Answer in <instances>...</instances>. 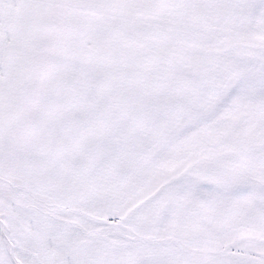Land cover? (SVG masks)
Segmentation results:
<instances>
[{"label":"snow or ice","instance_id":"snow-or-ice-1","mask_svg":"<svg viewBox=\"0 0 264 264\" xmlns=\"http://www.w3.org/2000/svg\"><path fill=\"white\" fill-rule=\"evenodd\" d=\"M0 264H264V0H0Z\"/></svg>","mask_w":264,"mask_h":264}]
</instances>
